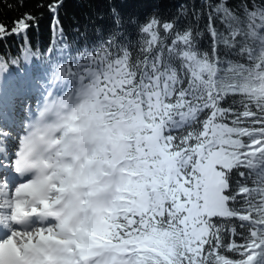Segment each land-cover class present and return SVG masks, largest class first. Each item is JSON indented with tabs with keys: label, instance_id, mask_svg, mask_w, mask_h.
I'll list each match as a JSON object with an SVG mask.
<instances>
[{
	"label": "snow or ice",
	"instance_id": "snow-or-ice-1",
	"mask_svg": "<svg viewBox=\"0 0 264 264\" xmlns=\"http://www.w3.org/2000/svg\"><path fill=\"white\" fill-rule=\"evenodd\" d=\"M109 2L110 26L96 25L97 40L75 51L60 18L64 0L36 4L49 14L46 49L34 48L29 36L44 13L25 11L10 25L0 21V43L19 42L16 55L0 58V68L32 59L50 63L53 82L67 85L66 100H78L87 88L106 123L131 130L118 132V151L106 161L122 186L105 227L83 230L92 243L61 239L51 223L22 227L45 210L58 216L51 210L60 198L36 199L33 181L13 187L0 170V232L6 233L0 264H264V0L234 6L200 0L191 10L180 2L171 18L156 8L143 21L122 14L124 0ZM72 31L79 33V26ZM86 32L87 26L81 35ZM84 108L69 116V131L77 130ZM6 135L0 130V144ZM73 167L64 171L70 175ZM65 187V179L49 184L56 193ZM105 246L110 259L93 250Z\"/></svg>",
	"mask_w": 264,
	"mask_h": 264
},
{
	"label": "clouds",
	"instance_id": "clouds-1",
	"mask_svg": "<svg viewBox=\"0 0 264 264\" xmlns=\"http://www.w3.org/2000/svg\"><path fill=\"white\" fill-rule=\"evenodd\" d=\"M66 92L67 88L60 95L46 94L34 110V116L26 123L25 134L21 137V156L16 158L19 164L14 163L13 170L20 177H28L35 183L39 189L36 199L60 198V203L51 210L58 212V216L49 215L48 210H45L26 220L35 217L36 226L49 223L57 226V234L61 239L83 238L92 243L84 236L83 230L100 232L105 227L103 221L109 216L108 210L118 205L116 197L120 193L117 188L122 186L120 174L106 161L113 159L118 151L114 147L118 132L122 130L129 134L131 130L122 125L114 127L110 121L106 123L107 118L100 115L102 109L95 106L89 89H81L78 92L79 99L72 101L65 99ZM81 104L85 108L77 113L80 118L74 122L78 128L75 132L69 131L68 124L71 121L68 118ZM69 163L74 164L70 175L64 171L65 165ZM53 173L59 179L54 177L49 181L47 177ZM60 179H65V191H50L49 184H59ZM36 206L39 207V204ZM61 224L63 226L59 227ZM77 228L80 231L73 236ZM93 250L98 255L103 253L106 259H110L113 254L107 246ZM33 255L43 259L39 253H26L28 257Z\"/></svg>",
	"mask_w": 264,
	"mask_h": 264
},
{
	"label": "trees",
	"instance_id": "trees-1",
	"mask_svg": "<svg viewBox=\"0 0 264 264\" xmlns=\"http://www.w3.org/2000/svg\"><path fill=\"white\" fill-rule=\"evenodd\" d=\"M38 2L39 0H24L23 7H19L18 0H0V21L10 25L13 18L18 17L25 11H31L34 15H39L41 12L44 13V19L41 21L39 31L30 32L29 36L34 48L39 45L42 49H46L50 41L48 28L49 14L46 8H36ZM44 2L47 3L48 0H44ZM180 2L187 3L190 10L193 3H195L197 8L201 7L200 0H124L118 6L125 17L134 15L140 21H143L156 8L161 9V15L165 19L171 18V15L175 11V4ZM236 2L237 0H229V5L234 6ZM9 3L13 5L11 10L6 6ZM110 7L109 0H64L63 6L60 9V18L64 24L67 39L69 44L72 45L73 51L97 40L98 37L93 30L96 25H100L105 29L110 26ZM99 16H103V19H98L97 17ZM77 26L80 28L79 33L72 31V28ZM85 26H87V32L82 36L81 33H85ZM132 32L133 37H135L134 30ZM18 43L15 37L9 38L6 43H0V58L16 55ZM29 63L34 75L39 74L41 76L42 72L50 74L52 68L50 63L39 59H32ZM17 68L22 69L24 72L26 68L25 63L19 66L10 65L4 68L9 71L8 89L14 93L18 90L14 87V84H18L17 76L14 75L18 73ZM224 254L232 259L240 258L237 253Z\"/></svg>",
	"mask_w": 264,
	"mask_h": 264
},
{
	"label": "rangeland",
	"instance_id": "rangeland-1",
	"mask_svg": "<svg viewBox=\"0 0 264 264\" xmlns=\"http://www.w3.org/2000/svg\"><path fill=\"white\" fill-rule=\"evenodd\" d=\"M25 64L28 67V63ZM27 72H29V68L27 69ZM53 73L54 69L52 66L49 75L44 72L41 73V76H30L28 74L26 75V79H24L22 73L18 71V78L20 80L18 84L19 89L14 93L11 90H6L5 84L6 80L8 79L7 72L0 68V130L3 129V132L7 133V135L3 137L2 144H0V146H3L2 148L6 152V156L4 153L0 152V161L12 163L15 160V154L19 147L21 134L23 131L25 133L24 129L26 122L31 116H34V110L39 106V103L45 97V95H48L49 90H51L52 95H60L67 88L66 84L53 82ZM31 90H33L36 95L32 101L26 99L27 94H29ZM7 99H11L9 100L10 104L16 103L15 100L17 103H21V106L19 107L20 111L22 110L20 118L17 119V115L19 114L18 110H16V108L13 106H10V104L7 103ZM29 105H31L30 108ZM15 116L16 119H14ZM11 133L13 134L10 135ZM10 171L12 175L8 176L12 178L14 187L17 182H21L23 179H17V174L13 170V163L11 164ZM24 179H26V177H24ZM33 226H36V219H34V223L30 227Z\"/></svg>",
	"mask_w": 264,
	"mask_h": 264
},
{
	"label": "bare ground",
	"instance_id": "bare-ground-1",
	"mask_svg": "<svg viewBox=\"0 0 264 264\" xmlns=\"http://www.w3.org/2000/svg\"><path fill=\"white\" fill-rule=\"evenodd\" d=\"M31 89H33V88H31ZM50 94L52 95L51 90H49V92H48V95H50ZM51 95H50V96H51ZM35 96H36V95H35V92H34L33 90H31L30 93L27 94V98H26V99H29V100L32 101V99L35 98ZM43 99H44V98H43ZM43 99H42V100H43ZM9 100H11V99H7V103H8V104H10V101H9ZM42 100H41V101H42ZM27 101H28V100H27ZM15 102H16V103L10 104V106H13L14 108H16V110H18V113H19V114L17 115V119H18V118H20L21 113H22V110L20 111V108H19V107L21 106V103H19V102L17 103L16 100H15ZM33 102H34V101H33ZM30 107H31V105H29V108H30ZM29 110H30V109H29ZM31 118H32V116L30 117V119H31ZM14 119H16V116H15ZM30 119H29V120H30ZM29 120H28V121H29ZM9 121H10V120H9ZM28 121H27V122H28ZM27 122H26V123H27ZM15 124H16V123H15ZM3 125H4V124H3ZM2 130H3V129H2ZM24 130H25V129H24ZM12 134H13V133H11L10 135H12ZM24 134H25V133H24V131H23L22 134H21V137H22ZM21 137H20V138H21ZM6 138H7V137H6ZM9 140H10V139H9ZM2 147H3V146H0V149H2V150H0V152H1V153H4V155H5L6 152L4 151V149H3ZM5 156H6V155H5ZM15 158H16V157H15ZM7 164H8V168H7V169H0V170H2L3 173L6 174L7 176H8V175H12V173H11V171H10V168H11V164H12V163L9 162V163H7ZM26 179H28V177H26ZM17 183H19V182H17ZM34 219H36V218H34ZM33 223H34V222H33ZM32 225H33V224H32ZM1 234H2L3 237H4V235H6V233H2V232H1ZM3 237L0 238V239H3Z\"/></svg>",
	"mask_w": 264,
	"mask_h": 264
}]
</instances>
